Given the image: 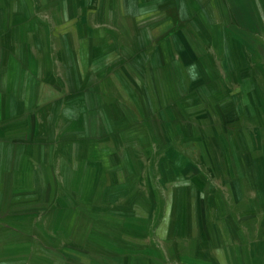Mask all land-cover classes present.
I'll list each match as a JSON object with an SVG mask.
<instances>
[{"label":"rangeland","instance_id":"obj_1","mask_svg":"<svg viewBox=\"0 0 264 264\" xmlns=\"http://www.w3.org/2000/svg\"><path fill=\"white\" fill-rule=\"evenodd\" d=\"M241 177L264 0H0V264H264Z\"/></svg>","mask_w":264,"mask_h":264},{"label":"crops","instance_id":"obj_2","mask_svg":"<svg viewBox=\"0 0 264 264\" xmlns=\"http://www.w3.org/2000/svg\"><path fill=\"white\" fill-rule=\"evenodd\" d=\"M154 100L156 102V107L157 106L160 107V104H159L158 99L157 100L154 99ZM241 188H245V189L250 190V191L255 190L258 200L260 198H262V201H264V184H261L258 181H257V183H254L252 180H249V179H247V180H244V179L239 180L238 181V190H239L238 195H239V197H240V189ZM230 251H232L231 248L230 249H226V251H225L226 252V260H227V263H229L230 259H232V256L230 255ZM182 258H183V256H181L179 258V260L180 261H183L185 264H191L190 262L184 261ZM216 264H222V263L218 262Z\"/></svg>","mask_w":264,"mask_h":264},{"label":"trees","instance_id":"obj_3","mask_svg":"<svg viewBox=\"0 0 264 264\" xmlns=\"http://www.w3.org/2000/svg\"><path fill=\"white\" fill-rule=\"evenodd\" d=\"M188 135V134H187ZM193 137H198V135H196V136H193ZM202 148V150L204 149L203 147H201ZM246 176V175H245ZM247 177V176H246ZM248 177H249V175H248ZM51 178H52V176H51ZM241 179H242V177H241ZM240 179V180H241ZM52 180H53V178H52ZM54 189V192H53V198L55 199V196H56V188H53ZM48 198V197H47ZM48 200H49V198H48ZM31 245V244H30ZM176 259L178 260V262L180 261L177 257H176Z\"/></svg>","mask_w":264,"mask_h":264}]
</instances>
